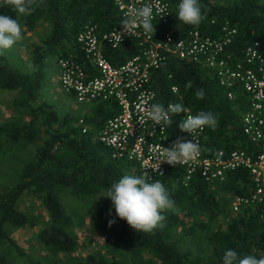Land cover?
I'll return each instance as SVG.
<instances>
[{"label": "trees", "instance_id": "trees-1", "mask_svg": "<svg viewBox=\"0 0 264 264\" xmlns=\"http://www.w3.org/2000/svg\"><path fill=\"white\" fill-rule=\"evenodd\" d=\"M175 11L179 0H175ZM207 12V19L199 27L207 35L218 37L222 25L229 21L236 28L228 49L236 60H242L248 45L258 43L264 54V1L239 0L233 4H217L212 0H200ZM0 15L18 19L23 35L34 32L41 23H48L49 32L41 43L32 50L33 70H19L5 55L0 57V89L17 91L14 106L26 110L29 121L18 118L0 122V149L7 151L21 141L37 145L34 156L24 165L17 181L10 186L0 187V264H12L15 255L27 257V264H222L224 253L235 250L240 257L246 255L259 259L264 256V222L262 208L243 207L231 217L226 229L210 230L208 224L196 220L192 227L185 229L182 237L195 234L203 228L202 242L207 255L193 258L190 251H183L179 240L172 235L180 228L179 211L189 216L203 214L209 220L224 211L227 200L221 192L244 194L241 184L250 181L247 171L230 173L223 182H207L199 175L186 180L183 166L173 167L160 180L174 201V211L165 213L166 226L152 234L138 233L125 220L115 214L112 201L98 202V211L93 217L94 227L106 231L111 239L107 245L109 256L90 254L85 260L64 262L51 260L43 262L27 256L23 247L11 236L8 225L15 227L36 226L37 217L20 209L19 204L27 193L35 195L45 207L49 223L39 234L40 242L57 253L76 251L78 242L71 228L73 216L64 202V193L70 192L80 199L95 197L102 191L107 193L111 185L122 176L129 175L132 164L111 157L109 148L100 142L96 134L105 121L118 109L112 101H99L87 118L88 132L73 123L69 117H61L47 101L38 102L40 90L46 77V58H59L74 53L87 71L92 65L77 41L78 34L87 26L95 27L99 35L122 26L124 19L114 0H37L36 10L30 16H17L9 7H0ZM178 18V17H177ZM212 20H214L212 22ZM179 21V20H178ZM154 36L162 39L168 29L161 23L154 24ZM176 37L186 34L195 26L180 23ZM104 54L114 65L126 61L140 52L138 40L129 36L118 49L104 44ZM191 82V87L186 85ZM152 85L159 103L177 100L172 87H178L181 102L193 114L211 111L217 117L215 130L205 128L204 153L212 155L218 149L231 150L237 147L253 148L243 132L242 115L248 107V96L240 91L234 99L221 86L210 67L192 60L179 59L168 53L159 68L154 69ZM203 89L205 96L197 99L195 93ZM177 118L171 132L184 137ZM111 211V215L109 212ZM115 219L116 223L108 226ZM122 254L129 260H121Z\"/></svg>", "mask_w": 264, "mask_h": 264}, {"label": "built area", "instance_id": "built-area-1", "mask_svg": "<svg viewBox=\"0 0 264 264\" xmlns=\"http://www.w3.org/2000/svg\"><path fill=\"white\" fill-rule=\"evenodd\" d=\"M114 3L124 19L131 10L151 4L153 24L161 23L168 31L162 39H158L153 33H145L139 25L132 35L124 33L121 26L101 36L95 27L87 26L78 34L77 41L92 69L87 71L75 54L60 57L59 81L62 90L82 103L114 102L118 111L105 121L96 137L109 148L113 159L131 163L138 176L147 172L149 182L157 181L178 166L186 169L187 181L199 175L210 183L223 182L234 171H247L249 189L244 194L234 195L233 209L239 212L243 207L260 205L264 222V54L259 44L248 45L243 59L236 60L228 49L236 32L229 21L223 23L218 37L207 35L199 26L176 37L175 31L181 25L175 11V0H114ZM129 36L137 38L140 52L114 65L104 54V44L118 49ZM168 53L210 67L220 85L227 89L230 99H234L240 91L247 94L249 102L242 115V124L253 148L218 149L207 156L204 153L205 129L199 131L196 138L184 132L185 140L195 142L196 139L201 150L199 157L194 162L175 166L161 163L159 171L163 172V176L152 169L159 164L162 147H171L178 138L171 132L177 118L182 120L187 115H195L185 107L186 113L172 115V124L163 128L161 125L154 126L146 116L151 104L158 103L152 85L153 71L159 68ZM172 90L177 100H170L164 104L165 107L169 103L182 104L178 87L173 86ZM77 125L84 133L90 129L83 117L78 119Z\"/></svg>", "mask_w": 264, "mask_h": 264}, {"label": "rangeland", "instance_id": "rangeland-1", "mask_svg": "<svg viewBox=\"0 0 264 264\" xmlns=\"http://www.w3.org/2000/svg\"><path fill=\"white\" fill-rule=\"evenodd\" d=\"M212 1L217 4L228 5L239 0ZM49 29L50 26L48 23H41L36 31L23 35V41L14 46L6 54L13 66L24 72L33 70L32 50L36 44L42 42V39L47 35ZM45 69L46 77L40 90L38 102L47 101L52 104L61 117H69L76 125L78 119L82 117L86 121L92 115L93 109L99 101L78 102L76 98L62 90L59 81V57L57 55H51L46 58ZM16 95L17 91L0 89V122H6L14 118L25 122L30 120L31 117L26 110L14 106L13 101ZM36 149L37 145L24 141H21L7 151L0 149V187L10 186L17 181L24 165L34 156ZM131 169L128 171V174L138 176L135 169L133 167ZM249 186L250 182H247L241 184L240 187L243 190H248ZM105 195L106 192L102 191L95 197L80 199L68 191L64 193L63 198L67 210L74 218L71 232L78 242L76 251L72 253H57L49 250L40 242L38 238L39 234L49 223V216L41 201L32 193H27L23 196L19 207L25 212L34 214L37 217V225L34 227H15L8 225V230L11 236L23 247L27 256L35 260L43 262L51 260L72 262L74 260H85L90 254L109 256L107 253V245L111 236L106 231L94 227L92 224L93 217L99 209L97 203L105 204L109 201V198L103 197ZM220 196L225 198L227 203L225 204L224 211L213 220H209L208 216L203 214L189 216L185 212L179 211L181 226L172 235V238L178 239L180 248L183 251H190L193 258L198 255L208 254L202 242V235L205 234V230L203 228H197L195 234L182 237L181 235L185 229L192 227L196 220L208 224L210 230L226 229L231 217L236 214L233 209L234 194L221 192ZM118 258L126 261L129 260L125 254L120 255ZM12 264H27V257L15 255ZM151 264L160 263L157 260H153Z\"/></svg>", "mask_w": 264, "mask_h": 264}, {"label": "clouds", "instance_id": "clouds-1", "mask_svg": "<svg viewBox=\"0 0 264 264\" xmlns=\"http://www.w3.org/2000/svg\"><path fill=\"white\" fill-rule=\"evenodd\" d=\"M37 0H0V7H9L17 16H30L36 10ZM158 11V10H157ZM178 20L184 25L199 26L207 19V12L200 0H179L177 5ZM154 10L151 4L130 11L122 20V29L128 35L134 34V29L139 25L145 33L156 32L153 24ZM24 39L22 27L18 19L0 15V57L5 56L14 46ZM189 82L186 87H191ZM197 99H203L205 92L198 89L195 93ZM187 109L181 103H169L165 107L162 103H154L148 108L146 116L153 125L162 128L172 124V115L186 113ZM218 126L217 117L211 111H200L196 115H187L178 124L182 132L192 134L195 138L199 131L205 128L215 130ZM201 154L200 146L191 140L178 137L171 147H162L159 164L152 169L160 172V164L167 162L169 165H181L194 162ZM112 201L116 216L125 220L127 224L138 233L152 234L157 229H163L166 224L165 213L174 211V201L170 198L169 191L164 184L157 180L149 182L147 172L144 176L124 175L113 183L105 196ZM111 215V211L109 212ZM115 219L108 222L112 227ZM222 264H264V256L257 259L255 256L240 257L235 250H227L222 258Z\"/></svg>", "mask_w": 264, "mask_h": 264}]
</instances>
